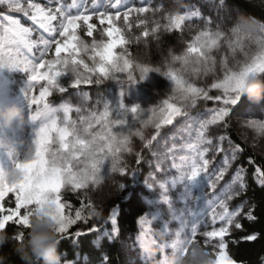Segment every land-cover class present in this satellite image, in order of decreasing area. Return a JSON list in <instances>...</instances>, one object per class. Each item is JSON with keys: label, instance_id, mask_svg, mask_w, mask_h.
I'll return each mask as SVG.
<instances>
[{"label": "rangeland", "instance_id": "1", "mask_svg": "<svg viewBox=\"0 0 264 264\" xmlns=\"http://www.w3.org/2000/svg\"><path fill=\"white\" fill-rule=\"evenodd\" d=\"M32 2L52 9L62 6L73 15L85 10L89 14L93 10L97 13L108 11L113 14L117 11L110 6L115 0ZM140 7L148 8V11L132 12L129 16L130 27L125 25L122 17L114 22L120 28V34L126 43L117 45L113 52L124 54L133 65L130 71L137 79L140 76V67L159 71H150L143 81L137 83H130L126 72L112 73L116 79L100 77V82L97 83L100 74L85 72L81 67L79 71L84 76H90L92 83H81L79 87H72L70 74L61 75L57 80L65 87V91L60 92L58 88L52 87V94L46 98L58 120L63 121V109L68 106L72 109L69 113L70 120L77 127L87 126L81 123L80 118L84 117L93 124L92 132H106L107 124L114 132L119 133L121 139L128 137L129 141L125 150L117 154L116 171L112 170L113 158L109 154L98 183L78 190L62 188L61 202L69 204L65 195H76L81 202L84 199L85 203H90V207L98 214L110 208L113 197L123 188L133 186L134 203L142 207L144 212L139 218L138 241L135 245L127 244L124 264H157L155 258L145 257L138 245L143 235L153 237L163 254L164 250L177 241L188 239L194 225L197 227L196 240L209 247L208 251L216 261L220 255V238L209 240L204 233L220 227H227L228 233L241 217L249 213L247 202L240 197L245 189L244 172L235 162L237 150L228 137L227 123L230 122L235 127L248 146L264 155V128L260 127L264 125V101L251 104L247 99H242L240 107L229 106L228 116L213 123L214 110L223 107V104L203 96L197 98L194 104L190 100H184L176 82L166 73L172 71L185 84L203 89L209 96H223V89H215L211 85L222 81L227 73L241 71L246 63H251V59L260 55L264 49L256 41L264 37V32H256L251 35L253 38L242 34L234 35L232 26L243 13L222 0H178L177 3H173V0H119L118 10L123 14L129 8ZM5 11L6 8L0 5V13ZM21 15L19 13L13 16L18 17L21 25L31 31L6 33L5 22L0 20V61L26 59L36 63L40 61L41 53L45 49L43 44L33 47V42L52 39L51 33ZM169 15L185 16L181 27L174 30L176 35L173 45L168 47L163 56L156 54L154 50L146 51V36H154L160 30L172 28L166 27L169 24ZM78 23L77 36L88 48L78 50L75 58L82 59L89 68H98L100 58L96 53L102 51V47L93 50L92 44L93 41L107 42L110 39L102 34L108 25H101L97 16L93 15L89 23H94L96 27L92 36H88L86 25L83 22ZM202 31L212 33L217 39L216 45L208 51L209 59L204 63H195L198 54L193 53L189 57L188 65L173 60L175 56H184L188 46L195 42ZM217 32L220 33L219 37H215ZM66 55L61 53V57ZM44 59H55L54 46H49ZM39 71L44 73L47 69ZM53 71L63 72L65 68L55 65ZM29 75L30 73L18 69L0 68V105L4 107L16 104L25 116V121L21 124L0 128V171L4 174L15 173L16 163L23 162L27 157H34V134L45 122L41 118L35 121L30 119L35 108L43 106V101L40 105L30 106L26 95L30 86ZM42 87H48L47 80L32 82L29 97L35 95L39 99ZM121 103L128 109L127 112L120 109ZM135 105H139V108L133 114L130 109ZM169 105L180 108L182 114L175 116L171 124H164L162 121L167 117ZM244 106H249L247 113L244 112ZM106 107L109 116L99 119ZM76 108H80L79 113ZM93 114L96 118H93ZM117 118L124 119L126 123H111ZM157 124L160 125L158 129ZM201 124L205 125L203 136L200 135ZM100 143L104 145L105 142ZM56 147L58 145H53V150ZM104 150L107 151V148ZM204 160L208 161L206 167L203 165ZM174 163L177 167H171ZM193 166L202 168L196 178L188 175ZM120 169H123V174ZM221 171H224V175L217 179ZM222 203L226 205L227 212L221 207ZM0 204L4 209L0 212V217L8 214V209L15 207H8L3 201ZM65 214H69L68 209H65ZM221 216L225 219H221ZM228 219H231V224L227 223ZM92 224L93 220L88 219L87 222L80 221L79 227L87 229ZM223 243L225 245L224 237ZM224 253L233 260L226 245Z\"/></svg>", "mask_w": 264, "mask_h": 264}, {"label": "snow or ice", "instance_id": "2", "mask_svg": "<svg viewBox=\"0 0 264 264\" xmlns=\"http://www.w3.org/2000/svg\"><path fill=\"white\" fill-rule=\"evenodd\" d=\"M0 5L6 8V11L0 13V20L5 22L4 31L14 32L16 34L29 32L30 29L21 25V21L18 17L12 15V13H20L23 17L29 19L31 22L37 24L40 28L52 34V39L47 41L33 42V47L37 44H43L45 51L41 53L40 61L32 63L28 60L9 59L7 61H0V68L8 67L30 73L29 80L30 86L26 93L30 106L40 105L43 101L42 107H36L30 119L35 121L37 118H41L45 121L41 127L35 132L32 144L34 145V157H27L23 162L15 164L16 178L12 182H8L3 171H0V202L4 201L5 197L9 194L14 195L15 207L7 210L8 214L0 217V229H5L7 222H14L25 228L28 227V219L30 210L35 206L37 210L42 209L44 204H51L55 207L54 219L58 224V232L60 235L68 233L69 227L76 224L77 221H88V216L83 215V209L75 210L74 216L71 215L72 208L70 204L61 202V190L62 188L70 187L72 190H78L87 187L89 184H97L102 173V168L105 160L111 154L113 158L112 170L116 171L115 160L118 158L117 154L125 150V147L129 143L128 137L120 138L119 133L114 132L111 127L105 125L106 132H92L93 124L81 117V123L87 124L86 127H77L74 121L70 120L69 113L72 109L65 106L63 109L64 118L63 121L58 120L53 115L54 110L47 103L46 98L52 93L50 89L56 87L60 92L65 91V87L60 84L57 77L61 75H69L72 87H79L81 83H92L90 76H84L79 71L82 67L85 72L96 73L100 76L96 82H100V77L108 79H116L112 73H127V79L131 82H141L150 71H159V69H149L147 67H140V76L135 78L132 75L130 69L133 67L130 61L125 58L124 54H115L113 49L117 45H123L126 43L124 37L120 34V28L115 26V21L120 20L121 17L125 25H129V16L132 12L144 13L148 11V8H129L127 11L121 12L119 9V0H115V3L110 6L116 8L115 14L112 12H93L87 13V10L80 12L76 15L71 14L65 10L62 6L55 9L41 7L39 4L32 2V0H0ZM93 15L97 16L101 25L107 23L108 27L103 30L102 34H106L110 39L107 42L93 41V50L102 47V51L96 54L100 58L99 67L89 68L88 64L84 63L82 59H76L75 56L78 50H87L88 45L79 40L76 29L79 27L78 22H83L86 25V31L88 36H92L93 30L96 27L94 23H89L92 20ZM169 24L166 27H172L179 29L185 21L184 15H169ZM143 23V22H142ZM233 34L239 36L240 34L233 30ZM220 33H216L215 37H219ZM249 38H253L249 36ZM264 49V37L256 41ZM217 39L213 37V34L207 31H202L196 37L194 43L190 44L187 49V53L184 56H175L173 60L181 61L184 65L190 63L189 57L191 54H198L195 63H204L209 59L208 51L212 46H215ZM54 46L55 59L45 60L44 55L49 50V46ZM231 46V45H230ZM61 53H66L65 57H61ZM94 59V58H93ZM23 65V67H22ZM55 65H62L65 71H53ZM40 69H47L46 72L41 73ZM250 72L264 73V50L261 54L251 59V63H246L243 69L239 72L227 73L222 81L211 85L215 89H223V96H209L208 92L185 84L184 81L178 78L172 71L166 73L173 81L176 82L178 90L184 100H190L193 104L196 99L203 96L205 99H212L217 102H221L223 107L218 110H214L215 114L212 117V122L223 120L229 114V106H241L242 99L238 94L239 85L245 75ZM38 80H47L48 87H42L39 94V99L33 95L29 97V91L32 89V82ZM123 96V92L121 93ZM120 109L125 112L123 103L119 105ZM139 108V105L133 106L130 111L135 114ZM249 106H244V112L247 113ZM58 111V110H57ZM77 113L80 112V108H76ZM180 108L169 105V111L167 117L162 121L164 124H171L175 116L181 115ZM123 113H121V116ZM109 116L107 107L99 119H104ZM93 118L95 114H93ZM99 119L97 122H99ZM116 125H123L126 121L122 118H117L112 121ZM160 127L157 124V129ZM205 125L201 124L200 135L203 136V129ZM264 128V125H260ZM71 138V139H70ZM100 142H105L101 145ZM53 145H58L54 150ZM149 147L150 145H145ZM107 148V151L104 148ZM100 153H103L102 155ZM208 164L207 160L203 161L204 167ZM171 167H177L174 163ZM202 168L200 166H193L190 171V177L196 178L200 175ZM123 174V169H120ZM258 174L264 178V171L257 170ZM224 175V171H221L217 179H221ZM122 187V185H121ZM163 187V185H161ZM231 199V197H228ZM221 207L227 212L225 204H221ZM23 209V212L21 210ZM65 209L69 210V214H65ZM4 211L2 204H0V212ZM96 213H90L93 217ZM107 217L106 219H113ZM225 219L224 216L220 217ZM215 219V217L213 218ZM114 222V221H113ZM228 224H231V219H228ZM240 227L239 224L236 225ZM100 228L92 227L88 229V232L98 231ZM227 227H220L218 230H212L205 232L204 235L210 240L212 238L219 237L220 243L218 245L220 255L218 260L214 261V264H235V262L229 259L224 253L225 245L223 243V237L227 233ZM81 231L75 233L76 237L83 235ZM197 227L194 225L191 228L188 241L196 240ZM24 238L23 232H18L15 239L22 240ZM248 239H256L255 236H250ZM207 242V241H206Z\"/></svg>", "mask_w": 264, "mask_h": 264}, {"label": "trees", "instance_id": "3", "mask_svg": "<svg viewBox=\"0 0 264 264\" xmlns=\"http://www.w3.org/2000/svg\"><path fill=\"white\" fill-rule=\"evenodd\" d=\"M234 5L244 15L256 17L264 21V0H222ZM164 29L154 36H146V51L154 50L156 54L163 56L168 47L173 45L174 30ZM144 47V46H143ZM143 95V94H142ZM228 137L237 150L235 162L244 172L245 189L240 195L248 204V215L239 219V228L233 225L225 234L224 241L229 255L235 260V264H264V178L257 170L264 171V155L248 146L239 136L235 127L227 123ZM132 188H123L112 199L109 209L98 212L93 217L90 213L96 210L90 207V203L82 202L76 195H65L71 205L74 215L75 210L83 209V215L93 220L92 227H98V231L88 232V229H80L79 222L69 227L68 233L61 235L60 251L62 264H124L127 244L135 245L138 241L139 218L144 209L137 206L132 198ZM6 206H14L13 195H8L3 201ZM88 204V205H87ZM113 219H106L112 217ZM114 221V222H113ZM8 233L11 242L0 248V264H21L13 252V246L18 232L26 234L27 228L14 222H7L3 229ZM77 231L83 235L75 236ZM255 236L256 239H248ZM205 248L209 249L207 245Z\"/></svg>", "mask_w": 264, "mask_h": 264}, {"label": "clouds", "instance_id": "4", "mask_svg": "<svg viewBox=\"0 0 264 264\" xmlns=\"http://www.w3.org/2000/svg\"><path fill=\"white\" fill-rule=\"evenodd\" d=\"M178 0H173L177 3ZM233 30L245 36L258 31L264 32V21L256 17L241 14L232 26ZM238 94L251 104L264 101V73L250 72L245 75L239 85ZM25 121L23 110L16 104L0 107V128H11ZM8 182L16 178L15 173L5 174ZM55 207L44 204L42 209L33 207L30 210L28 227L22 240L13 246V252L21 264H62L60 251L61 235L58 224L53 218ZM11 238L6 231L0 229V248L8 245ZM138 245L147 258H155L157 264H214L212 254L199 241L182 239L161 254L156 240L150 235H143Z\"/></svg>", "mask_w": 264, "mask_h": 264}, {"label": "bare ground", "instance_id": "5", "mask_svg": "<svg viewBox=\"0 0 264 264\" xmlns=\"http://www.w3.org/2000/svg\"><path fill=\"white\" fill-rule=\"evenodd\" d=\"M13 15H18L19 13H12ZM22 16V15H21ZM0 107H2L1 105H0Z\"/></svg>", "mask_w": 264, "mask_h": 264}]
</instances>
